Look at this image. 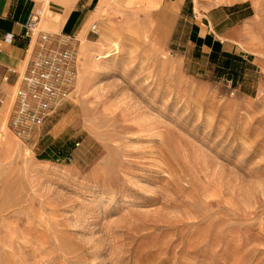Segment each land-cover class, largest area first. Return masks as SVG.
I'll return each mask as SVG.
<instances>
[{
  "label": "rangeland",
  "instance_id": "374dc122",
  "mask_svg": "<svg viewBox=\"0 0 264 264\" xmlns=\"http://www.w3.org/2000/svg\"><path fill=\"white\" fill-rule=\"evenodd\" d=\"M92 27L41 129H9L15 88L0 106V264H264V0L118 1Z\"/></svg>",
  "mask_w": 264,
  "mask_h": 264
},
{
  "label": "crops",
  "instance_id": "0c3cea01",
  "mask_svg": "<svg viewBox=\"0 0 264 264\" xmlns=\"http://www.w3.org/2000/svg\"><path fill=\"white\" fill-rule=\"evenodd\" d=\"M118 1L124 3L125 0H0V89L4 101L11 96L18 74L30 62L39 45L37 39L40 34L50 35L53 46L64 37L72 38V43L76 45L91 32L93 22L102 9ZM153 1L159 2L160 6L168 0ZM37 10L43 11L37 23L38 31L26 35L27 17ZM214 17L210 16L212 21H215ZM210 18L208 21L211 24ZM195 26L198 28L195 27L196 40L209 42L207 32L201 34V25L196 23ZM212 46L216 51L217 43H212ZM3 77H8L9 81L5 82Z\"/></svg>",
  "mask_w": 264,
  "mask_h": 264
},
{
  "label": "built area",
  "instance_id": "2783aa9c",
  "mask_svg": "<svg viewBox=\"0 0 264 264\" xmlns=\"http://www.w3.org/2000/svg\"><path fill=\"white\" fill-rule=\"evenodd\" d=\"M42 15L43 11L37 10L27 17L26 35L37 30ZM91 31L96 32L94 28ZM37 40L39 45L30 62L18 74L8 124L11 131L25 138L41 129L58 107L74 95L79 76L77 44L72 43V38L64 37L55 46L46 33ZM3 80L8 82L9 78ZM1 94L0 89V106L4 103Z\"/></svg>",
  "mask_w": 264,
  "mask_h": 264
},
{
  "label": "bare ground",
  "instance_id": "6f19581e",
  "mask_svg": "<svg viewBox=\"0 0 264 264\" xmlns=\"http://www.w3.org/2000/svg\"><path fill=\"white\" fill-rule=\"evenodd\" d=\"M113 45H116V42L113 43ZM112 54L110 52H107L104 56H98L97 59H101V58H106V57H110Z\"/></svg>",
  "mask_w": 264,
  "mask_h": 264
}]
</instances>
